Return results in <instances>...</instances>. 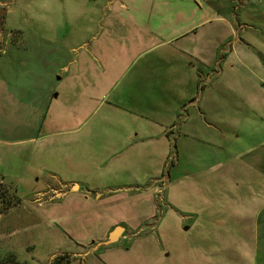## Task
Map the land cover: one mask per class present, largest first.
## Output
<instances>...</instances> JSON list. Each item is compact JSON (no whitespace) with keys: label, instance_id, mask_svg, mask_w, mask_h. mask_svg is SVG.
I'll return each instance as SVG.
<instances>
[{"label":"rangeland","instance_id":"obj_1","mask_svg":"<svg viewBox=\"0 0 264 264\" xmlns=\"http://www.w3.org/2000/svg\"><path fill=\"white\" fill-rule=\"evenodd\" d=\"M92 1L0 0V51H5L0 62L9 76L8 89L0 94V175L20 199L0 215V264H264V54L246 46L244 59L238 54L227 63H215L220 74L205 94L206 102L220 105L213 116L224 120L223 132L209 120L192 119L189 128L198 134H175L154 180L144 183L153 186L157 197V213L150 221L138 231L128 229L121 242L98 252H92V244L79 247L59 230L64 222L60 215L71 205L56 197L61 186L55 173L45 169L47 147L72 136L68 134L99 131L120 111L105 102L95 109L79 108L78 120L63 131L54 129L66 136L55 133L34 144L27 139L36 133L37 113L25 93L38 83L36 72L42 66L52 69L55 64L54 45L46 37H54L56 27L64 36V21H87ZM237 2L239 16L245 11V20L257 27L256 42L264 43V0ZM240 60L247 67L237 72ZM7 83L1 80V86ZM170 179L173 184L167 187ZM113 188L106 184L90 190L106 195L117 190ZM85 190L83 185L80 193ZM92 200L87 204L96 206ZM89 228L88 235L94 227ZM83 229L78 228V241L86 237ZM117 247L121 251L107 261L100 258Z\"/></svg>","mask_w":264,"mask_h":264},{"label":"crops","instance_id":"obj_2","mask_svg":"<svg viewBox=\"0 0 264 264\" xmlns=\"http://www.w3.org/2000/svg\"><path fill=\"white\" fill-rule=\"evenodd\" d=\"M239 9L237 0H93L87 21H64V36L57 27L54 37L45 36L54 45L55 64L52 69L42 66L36 72L38 83L25 93L37 113L36 133L27 141L51 139L56 128L63 131L79 119V108L95 109L105 102L120 111L101 130L81 137L68 134L72 136L45 151V169L55 173L61 186L56 197L71 205L57 227L79 247L92 244V252H98L116 227L124 228L121 242L128 229L138 231L154 217L156 191L144 183L154 180L175 134H198L189 128L192 119L209 120L223 132L224 120L213 116L220 105L205 100L220 74L215 63H227L238 54L244 59L243 46L264 54V43L254 38L257 27L245 20V11L239 16ZM0 55H5L3 49ZM238 63L237 72L247 67L242 60ZM8 77L0 62V94L8 89ZM3 79L7 87L1 86ZM106 184L117 190L106 195L90 190ZM172 184L170 179L167 187ZM83 185L88 190L80 193ZM91 199L96 206L87 204ZM119 203L129 210L117 207ZM80 226L83 241H78ZM108 250L100 256L104 261L121 251Z\"/></svg>","mask_w":264,"mask_h":264},{"label":"trees","instance_id":"obj_3","mask_svg":"<svg viewBox=\"0 0 264 264\" xmlns=\"http://www.w3.org/2000/svg\"><path fill=\"white\" fill-rule=\"evenodd\" d=\"M19 197L16 191L6 182L4 176H0V215H6L19 204Z\"/></svg>","mask_w":264,"mask_h":264},{"label":"water","instance_id":"obj_4","mask_svg":"<svg viewBox=\"0 0 264 264\" xmlns=\"http://www.w3.org/2000/svg\"><path fill=\"white\" fill-rule=\"evenodd\" d=\"M3 12V11H2ZM0 13V16L2 14ZM0 23H1V17H0ZM124 233V228L121 226H118L115 228V230L109 235L108 240L104 243L105 245L109 246L119 241V239L122 237Z\"/></svg>","mask_w":264,"mask_h":264}]
</instances>
